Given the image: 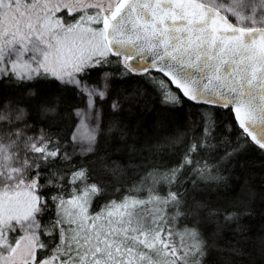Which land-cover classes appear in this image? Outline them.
Returning <instances> with one entry per match:
<instances>
[{"label":"snow or ice","instance_id":"snow-or-ice-1","mask_svg":"<svg viewBox=\"0 0 264 264\" xmlns=\"http://www.w3.org/2000/svg\"><path fill=\"white\" fill-rule=\"evenodd\" d=\"M145 52L151 63L135 62ZM112 56L124 57L121 75L156 70L187 99L232 111L245 143L223 159L245 151L248 137L264 150V0H0V85H25L37 113L54 119L58 103L33 87L52 78L86 95L95 121L93 127L84 112H73L79 123L65 134L70 152L43 131L27 134V107L0 105V264H208L213 252L240 254L219 248L216 237L234 222L247 232L240 217L252 213L222 211L203 198L199 183L185 186L189 166L200 180L222 179L193 160L215 147L207 112L200 140L192 137L177 166L148 172L121 199H106L117 162L104 155L87 165L73 160L96 152L103 112L95 104L109 99ZM93 71L97 84L87 82ZM109 107L112 131L124 105L113 99ZM239 196L243 205L255 193L244 185ZM98 200L105 203L90 211ZM221 215L223 223L215 219Z\"/></svg>","mask_w":264,"mask_h":264},{"label":"trees","instance_id":"trees-1","mask_svg":"<svg viewBox=\"0 0 264 264\" xmlns=\"http://www.w3.org/2000/svg\"><path fill=\"white\" fill-rule=\"evenodd\" d=\"M110 58L113 63L105 66L112 73V78L108 81L109 99L104 102L97 101L95 104L96 109L103 112V126L95 145L96 152L87 157L74 155L73 160L87 165L96 156L104 155L110 157L109 163L117 162L120 170L115 176L108 177L106 199H121L127 190L139 184L148 172H164L177 166L192 143V137L200 140L201 114L207 112L214 119L215 127L210 142L215 147L198 151L193 155V160L207 164L208 171L222 179L200 180L199 176L191 171L192 166H189L188 175L184 178L185 186L191 189L193 181L199 183L202 188L207 189L202 193L203 198L222 211L252 213L250 216L240 217L239 223L247 232L236 231L234 222L216 237L219 248L235 247L240 250V254L230 255L228 251L213 252L207 258L208 264H229V261L231 264H264V244L261 243L264 239V150L248 137L245 151L231 160L223 159L225 152L231 151L237 142L245 143L243 138L246 134L239 128L232 111L228 108L189 102L160 74L151 71L148 74L132 72L121 75L124 72L122 58ZM117 60L120 61L119 64L116 63ZM87 82L97 84L100 82V76L93 71ZM33 87L42 96L58 103L59 114L54 119L37 113L27 96L25 85L17 84L14 80H5L0 85V105L11 102L13 107H27L29 117L26 123L31 126L27 134L39 135L43 131L71 152L70 141L65 138V134L70 137L71 132L76 130L74 121L78 124L79 120L73 112L87 108V96L77 94L73 87H65L52 78L35 81ZM164 91L177 97V102H165ZM113 99H119L124 105V114L120 117L123 122L109 131V105ZM21 126H24L23 123ZM244 185L255 193V197L241 205L238 203L239 192ZM104 203L105 200L94 202L90 211H99ZM215 219L223 223L222 215ZM214 230L215 224L210 225L209 235Z\"/></svg>","mask_w":264,"mask_h":264},{"label":"water","instance_id":"water-1","mask_svg":"<svg viewBox=\"0 0 264 264\" xmlns=\"http://www.w3.org/2000/svg\"><path fill=\"white\" fill-rule=\"evenodd\" d=\"M121 58H123L124 59V57L123 56H121ZM151 60H152V56H151V54H149V53H147V52H145L144 54H143V56H141V57H135V62H137L138 64H150L151 63ZM151 72H154V73H157V74H160L165 80H167V82L170 84V86L174 89V90H176L184 99H186L187 101H189V102H192V103H194V104H196V105H204V106H209V107H215V108H222V109H227V108H225V107H218V106H214V105H205V104H197L196 102H194V101H191V100H189V99H187L186 97H184L183 96V93L179 90V89H177L176 88V86L174 85V84H172L171 83V80H170V78H168V77H165L164 75H163V73L162 72H157L156 70H151ZM206 82V81H205ZM251 130V129H250ZM254 134H255V132H254ZM250 138V137H249ZM251 139V138H250Z\"/></svg>","mask_w":264,"mask_h":264},{"label":"rangeland","instance_id":"rangeland-1","mask_svg":"<svg viewBox=\"0 0 264 264\" xmlns=\"http://www.w3.org/2000/svg\"><path fill=\"white\" fill-rule=\"evenodd\" d=\"M89 11H91V10H89ZM57 15H59V14H57ZM64 15L67 16L68 13H64ZM123 60H124V59L122 58V59H121L122 63H123ZM162 86H164V85L162 84ZM165 92H166V91H164V93H165ZM82 112L85 113V117H84L85 121H86L89 125L95 127V121L92 120V118H91V113L88 111V108L83 109ZM77 150H78V152H79V148H77Z\"/></svg>","mask_w":264,"mask_h":264}]
</instances>
